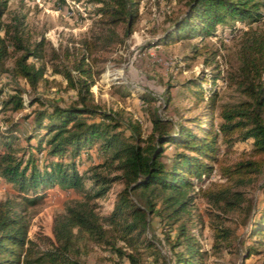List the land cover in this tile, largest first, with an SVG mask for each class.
I'll return each mask as SVG.
<instances>
[{"label":"trees","instance_id":"obj_1","mask_svg":"<svg viewBox=\"0 0 264 264\" xmlns=\"http://www.w3.org/2000/svg\"><path fill=\"white\" fill-rule=\"evenodd\" d=\"M73 1L95 8L99 33L79 48H66V59L73 58L68 67L55 49L49 51L44 35L35 38L26 15L15 12L6 21L10 0H0V76L36 92L52 72L77 92L68 106L32 99L29 108L38 104V109L8 119L0 130V184L14 192L0 200V264H84L82 258L95 248L110 253L112 264H147L149 258L160 264H214L210 259L224 250L241 255L242 264L263 256L264 200L254 205L250 195L264 177V30L254 27L264 22V0H188L163 36L148 42L147 49L187 44L194 59L204 57L212 67L186 84L194 99L190 112L198 111L194 116L163 117L149 108L155 99L141 94L149 108V131L122 109L104 110L93 91L98 58L134 35L140 1ZM227 32L240 40L232 70L223 77L217 53L198 44ZM223 83L237 101L222 102ZM10 87L0 88L1 111L27 109L22 90ZM169 88L165 105L174 98ZM23 122L32 125L26 146L17 137ZM238 145L250 148L232 160ZM93 156L100 162L84 169ZM213 176L204 187V178ZM117 186L123 188L104 215L100 201ZM55 188L75 191L81 199L54 217V241L42 234L32 239L30 212ZM260 189L264 193V182ZM199 198L210 208L208 221L197 208ZM238 214L251 225L246 240L229 225ZM153 218L162 227L169 260L148 236ZM207 228L210 248L204 242Z\"/></svg>","mask_w":264,"mask_h":264},{"label":"rangeland","instance_id":"obj_2","mask_svg":"<svg viewBox=\"0 0 264 264\" xmlns=\"http://www.w3.org/2000/svg\"><path fill=\"white\" fill-rule=\"evenodd\" d=\"M139 1L141 14L134 35L115 47L112 53L98 58L95 70L99 71L100 75L97 77V84L93 91L96 102L104 110L122 109L125 111L126 117L140 120L145 130L149 131L151 128L149 108L158 111L161 116L172 118L175 121L179 117L178 113L184 116H194L198 113V111L190 112L194 108V99L190 98L191 93L186 90V84L188 81L211 73L212 67H206L204 57L194 59V54L191 53L187 44L179 43L152 49L146 48L148 42L162 37L165 30L172 26V21L180 17L186 9L188 0ZM94 9L92 6L86 7L85 4H78L73 0H10L9 13L5 20L8 21L15 12L26 15L28 28L35 38L44 35L50 43L49 51L55 49L60 57L59 62L72 67L73 58L70 61L66 59V48L69 47L70 50L79 48L83 40H91L99 33ZM237 27H241V25ZM254 27L264 30V22ZM119 32L122 33V30L120 29ZM228 35L229 32L225 35L219 34L217 38H207L198 44L199 47L207 46L208 49L217 53V61L223 77H227L232 70L237 43L240 40L239 37L231 38ZM73 73L75 74V72ZM48 76L49 83L41 85L36 92L32 91L23 81L14 83L6 75L0 76V88L5 84H10L11 87L18 86L22 90V97L27 104V109L19 113L13 111L4 113L0 106V130L7 127L8 119L20 120L38 109V104L29 108L28 105L32 99L39 98L42 101L58 102L62 106H68L75 101L77 92L68 86L67 81L61 76L53 75L52 72ZM219 85H222V82ZM222 87L223 103L237 101L236 93L227 86V83H223ZM168 88L174 98L172 103L165 105V93ZM141 94L150 95L155 99V102L148 108V105L140 99ZM31 127L30 122H23L21 131L17 134L21 146H26L25 138L31 132ZM249 148V145L236 146L233 153L230 154V158L238 159L239 155ZM99 162L100 160L93 156L92 162L86 163L84 169ZM212 179L207 178L203 184L204 187ZM263 182L264 177L260 180L259 187L257 186L251 192L250 197L254 205L264 200V193L260 189ZM122 188V186H117L108 199L100 201L101 211L104 215L112 212L116 195ZM12 194L14 192L8 186L0 184V200L8 198ZM77 199H81V195L75 191H64L60 188L50 190L45 202L30 212L32 217L31 238L35 239L37 235L42 234L54 241V217L64 213L67 204ZM197 208L208 221L207 213L210 209L208 204L199 198ZM230 218L232 219L230 227L236 229L240 240H246L251 226L246 223V216L238 214ZM147 233L149 238L155 240L157 244L159 243L163 258L169 260L171 256L163 243L162 227L157 219L153 218L150 221ZM212 241L211 231L207 228L204 237L207 248L211 247ZM111 261L110 253L100 248H95L89 257L82 258L84 264H112ZM210 261L214 264H242L241 255L227 250L212 257ZM147 264L160 263L149 258ZM246 264H264V255L253 256Z\"/></svg>","mask_w":264,"mask_h":264},{"label":"built area","instance_id":"obj_3","mask_svg":"<svg viewBox=\"0 0 264 264\" xmlns=\"http://www.w3.org/2000/svg\"><path fill=\"white\" fill-rule=\"evenodd\" d=\"M212 178H213L212 180H215L217 177H216V176H213ZM206 179H207V178H204V181H205V182H206ZM212 180H210V181H212ZM207 184H208V183H207ZM199 189H200L199 183L196 182V190L199 191Z\"/></svg>","mask_w":264,"mask_h":264}]
</instances>
